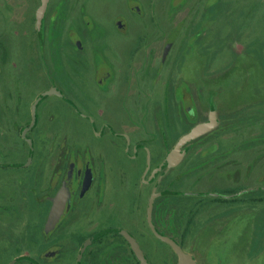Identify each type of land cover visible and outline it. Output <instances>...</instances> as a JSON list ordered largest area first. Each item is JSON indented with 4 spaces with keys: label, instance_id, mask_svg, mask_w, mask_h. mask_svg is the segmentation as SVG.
<instances>
[{
    "label": "rangeland",
    "instance_id": "374dc122",
    "mask_svg": "<svg viewBox=\"0 0 264 264\" xmlns=\"http://www.w3.org/2000/svg\"><path fill=\"white\" fill-rule=\"evenodd\" d=\"M131 4L143 15L139 17L130 10ZM39 5L40 0H0L1 13L19 12L16 19H10L15 24L2 18L0 25L16 26L25 33L16 50L18 85H23L22 97L27 101L22 106L24 114H29L30 102L43 82L45 91L56 83L62 92V96L47 95L41 105L45 111V155H57L64 145L72 152L77 135L90 130L80 111L91 113L92 102L88 101L99 95L94 83L95 65L109 64L115 73L128 78L130 91L141 92L146 117L155 103L170 104L174 97L170 93H178V124L165 126L167 142H155L153 118L148 125L152 133L146 132L145 145L155 156L159 153L164 161L189 130L190 125L180 123L182 102L188 90H202L209 99L203 107L204 119L213 108L226 127L224 134L223 127H219L208 138L225 139L218 147L227 151L237 145V153L245 156L239 162L241 188L259 186V178L264 177V0H54L46 14L54 19L45 21V68L38 46L42 41L35 28ZM118 16L134 20L127 32L116 27ZM171 39L176 42L162 64L165 70H160L153 63L155 59L160 62L164 46ZM134 99L130 93V105ZM195 102L199 114L194 123L203 118L200 99ZM36 146L40 149L41 142ZM198 148L195 143L184 146L183 160L162 177L159 191L169 194L157 201L164 215L160 226L164 240L151 234L147 224L145 233L139 232L140 228L134 226L138 212L129 199L124 212L113 208L93 227L84 221L75 222L78 211H72L54 232L45 234V264H77L82 237L119 228L121 223L124 228L130 224L149 264H177L182 253L193 257L196 264H264V191L243 194L241 203H247V207H241L235 220L222 225L210 223L202 205L211 204L213 196L222 193V186L215 178L205 180L204 174H188L190 156L200 154L202 148ZM120 164L126 166V158ZM206 191L211 196L204 197ZM150 192L147 188L142 201L145 207ZM144 210L141 205V212ZM109 245L108 254L96 260L93 256L97 247L89 248L84 264H105L106 259L112 264H138L130 249L122 248L121 241ZM52 250L54 254H50ZM10 259L2 257L1 261L7 263Z\"/></svg>",
    "mask_w": 264,
    "mask_h": 264
},
{
    "label": "flooded vegetation",
    "instance_id": "af4514ba",
    "mask_svg": "<svg viewBox=\"0 0 264 264\" xmlns=\"http://www.w3.org/2000/svg\"><path fill=\"white\" fill-rule=\"evenodd\" d=\"M53 1L50 0L49 2L40 29L37 28L35 16L38 40L42 41L38 46L43 53L41 65L43 68H45V21L48 19L52 22L54 19L53 16L46 17V14ZM177 1L188 3L189 0ZM137 9L139 8H135L133 4L130 5V10H133L137 16H142L143 12L137 11ZM18 15L19 12L16 13L15 11L0 12V21L2 18L6 20L16 19ZM9 23L15 24L11 20ZM119 23H122L123 26L119 27ZM133 23L134 20L127 16H118L116 19V27L123 33L127 32ZM72 33L70 32V35ZM24 38L23 29L16 26L0 25V264H11L23 256L34 259L39 264H45V219L46 221L48 219L52 199L61 191L68 193V206L57 227L75 210L78 211L77 216H79L74 219L75 222L84 221L89 227H93L100 221L102 215L108 214L113 208L121 209L124 212L127 209L129 199H132L138 212L137 223L132 225L139 227V232L143 234L145 233V224H147L151 234L159 240H164L165 237L160 231L164 215H162L157 201L169 196L166 191H159V187L162 177L172 173V170L179 165L171 168L168 166V156L176 145L163 161L159 153L155 156L151 152L149 147L145 145V140L148 137L146 132L148 131L149 135L152 133L148 125H151L150 120L153 118L155 142L161 145L167 142L168 136L165 126L178 124V93H170L174 96L171 98L170 104L169 102L163 105L155 103L153 112L149 111L146 117L139 96L141 92L129 90L128 78L115 73L109 64H96L94 83L100 90L99 95L94 97V100L91 98L88 101L89 104L92 102L91 113L80 111L81 117L85 119L84 125L89 126L90 130L86 129V132L77 135L72 152L68 149L70 146L64 145L58 149L57 155L49 158L45 155V111L41 105L47 95L62 96V92L59 91L56 83L47 86L45 91V82H43L42 89L38 91L36 98L30 102L29 114H24L22 106L27 101L22 97L23 85H18L20 78L16 63V50L19 42H22ZM176 39L169 40L165 46L169 45L171 48ZM75 41H77L75 44L79 43L78 38ZM165 59L163 60V56L160 62L155 59L153 65L160 70H165L162 65ZM42 74L44 75V73ZM52 90H55L56 93L45 94ZM130 93L135 96L132 105H130L129 100ZM180 98L183 97L180 96ZM196 98L201 101L199 112L202 113L203 118L194 123L198 113ZM205 103L209 104L205 92L188 90L182 102L183 110L179 112L180 123L191 126L183 135L185 136L197 125L208 123L211 119L215 122L214 127L209 132L191 140L186 145L195 143L199 147L198 151L202 148L200 154L190 156L188 174L192 177L204 174L205 180L211 177L215 178L222 186V193L213 196L211 204L204 203L202 205V212L207 220L210 223L222 225L235 217L237 218L243 210L242 206L247 207V203H241L243 194L264 191V177L259 178V186L241 188L242 167L239 166V162L245 156L242 157L239 152L237 153V145L228 151L219 149L218 146L222 147L225 139L208 138L212 131L223 127V133L226 127L213 108L208 110L204 119L203 107H205ZM227 126L230 125L227 124ZM162 133H165L164 137ZM36 142H41L42 147L40 149H37ZM181 152L184 158L186 154L183 148ZM125 158L128 164L122 166L120 161ZM164 167L166 168L163 171ZM255 167H257L256 164ZM237 170L240 173L238 178L235 174ZM226 173L229 175L228 178H226ZM147 188L151 192L145 207V203L142 201L145 200ZM51 192H53L52 195ZM204 193V197L211 196L208 191ZM153 194L159 195L154 199L149 221L148 206ZM141 205H144L145 208L142 212ZM169 210L173 211L174 208L169 207ZM120 218L124 219L122 216ZM150 224L160 233L161 237L154 234ZM28 226L36 227L34 230L35 232L37 230L38 233H33L34 230H29ZM129 226L130 224L128 225L129 229L124 228L121 223L119 228L133 235L143 250L140 239L136 233L130 230ZM101 231L103 230L90 233L87 238L82 237L81 241L83 242L80 243V248L85 241ZM112 241H121L122 248L130 249L140 264L126 238L118 233L105 235L94 241L86 249L82 264H84L89 248L97 247L94 254L96 260L108 254L107 251L111 250L109 243ZM118 243L120 245V242ZM41 247L44 250H41ZM54 253V250L50 251V254ZM8 256L11 259L7 263H2L1 258ZM109 260H104V263L112 264L113 262ZM15 264L34 263L30 260L21 259Z\"/></svg>",
    "mask_w": 264,
    "mask_h": 264
},
{
    "label": "water",
    "instance_id": "95a60500",
    "mask_svg": "<svg viewBox=\"0 0 264 264\" xmlns=\"http://www.w3.org/2000/svg\"><path fill=\"white\" fill-rule=\"evenodd\" d=\"M49 2H50V0H41L40 5L36 10V25H37L38 29L41 28V21H42L45 13L47 11ZM137 11H140V9H137ZM122 26H123V24L119 23V27H122ZM169 48H170V46L166 45L165 50H164V54H163V60L168 55ZM54 93H56V91L52 90V91L46 92L45 94H54ZM214 123L215 122L211 119V121L208 123H204V124H200V125L195 126L188 134L183 136L178 141V143L174 147L173 151L168 156L169 168L176 167L182 161L183 153L181 152V149L191 140H194V139L200 137L201 135L209 132L214 127ZM158 195L159 194H157V195L153 194L151 196L150 201H149V206H148V219H149V221L151 218V211L153 208L154 199ZM67 206H68V193L66 191L59 192L52 199V207L50 209L48 219L45 223L44 233L46 235L52 233L56 229L57 224L59 223L61 216L64 215L67 211ZM150 226H151L154 234L157 237H161L160 233L153 227V225L150 224ZM113 233H118V234H120L126 238L128 243L130 244L133 252L136 254V257L139 260L140 264H149L145 253L143 252L139 243L136 241L135 237L133 235H131L130 233H128L126 230L120 229V228H110V229L103 230V231L93 235L87 241H85L82 244V246L78 252L77 264H82L83 255H84L86 249L89 246H91L94 243V241L100 239L101 237H103L105 235H110ZM21 259L30 260L34 264H39L36 260L31 259L27 256L20 257V258L14 260L11 264H15L17 261H19ZM177 264H196V261L190 255L183 253L180 255V259H179V262Z\"/></svg>",
    "mask_w": 264,
    "mask_h": 264
},
{
    "label": "trees",
    "instance_id": "16d2710c",
    "mask_svg": "<svg viewBox=\"0 0 264 264\" xmlns=\"http://www.w3.org/2000/svg\"><path fill=\"white\" fill-rule=\"evenodd\" d=\"M81 242H83V241H81ZM126 242V241H125ZM93 258H95V256L93 257ZM137 263H138V261H137ZM139 264V263H138Z\"/></svg>",
    "mask_w": 264,
    "mask_h": 264
}]
</instances>
